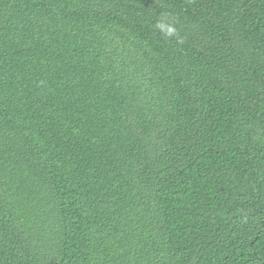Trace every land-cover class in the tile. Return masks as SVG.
<instances>
[{
	"label": "trees",
	"instance_id": "trees-1",
	"mask_svg": "<svg viewBox=\"0 0 264 264\" xmlns=\"http://www.w3.org/2000/svg\"><path fill=\"white\" fill-rule=\"evenodd\" d=\"M0 264H264V0H0Z\"/></svg>",
	"mask_w": 264,
	"mask_h": 264
},
{
	"label": "clouds",
	"instance_id": "clouds-1",
	"mask_svg": "<svg viewBox=\"0 0 264 264\" xmlns=\"http://www.w3.org/2000/svg\"><path fill=\"white\" fill-rule=\"evenodd\" d=\"M165 37H178L179 33L174 22H169L167 16H162L154 25Z\"/></svg>",
	"mask_w": 264,
	"mask_h": 264
}]
</instances>
